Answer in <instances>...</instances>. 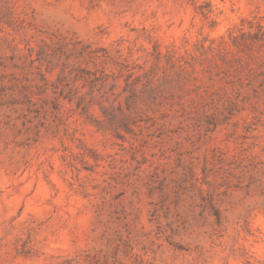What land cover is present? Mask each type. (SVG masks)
<instances>
[{
  "label": "rangeland",
  "instance_id": "374dc122",
  "mask_svg": "<svg viewBox=\"0 0 264 264\" xmlns=\"http://www.w3.org/2000/svg\"><path fill=\"white\" fill-rule=\"evenodd\" d=\"M0 264H264V0H0Z\"/></svg>",
  "mask_w": 264,
  "mask_h": 264
}]
</instances>
